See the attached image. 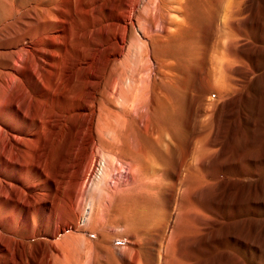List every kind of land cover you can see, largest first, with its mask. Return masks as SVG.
<instances>
[{
  "label": "bare ground",
  "instance_id": "1",
  "mask_svg": "<svg viewBox=\"0 0 264 264\" xmlns=\"http://www.w3.org/2000/svg\"><path fill=\"white\" fill-rule=\"evenodd\" d=\"M160 1L165 12L153 17L147 12L156 0H150L148 7L142 0H0V264H205L186 245L219 232L213 231V225L204 227L205 221L223 225L217 216L220 208L212 209L211 199L202 194L209 186L204 185L205 175L213 181L221 176L234 178L225 182L226 188L223 184L217 190L220 202L229 186L257 176L249 163H214L216 167L208 170L206 161L197 163L196 152V164L192 162L187 168L191 171L185 173L188 163L178 158L172 168L163 165L168 168L165 176L175 182L173 188L163 189L165 183H171L161 185L159 179L151 178L160 184L154 188L155 195L162 192V207L167 212L157 229L155 223V229L149 231L144 226L128 228L123 209L113 219L107 218L114 199L122 204L129 200L133 212L138 211L144 193L139 191L138 174L139 160L146 154L142 138L158 140L159 101L171 93L173 79L181 76L174 72L180 67L168 61V53L182 37L213 27L204 19L201 27L179 20L176 13L184 14L192 0ZM204 5V9L197 8L214 17L216 4ZM242 8L240 3L228 14L229 28L238 33L246 31L236 20ZM245 28L253 33L250 19ZM260 39L264 40V32ZM233 44L227 47L232 56L224 61L226 66L242 59L241 55L250 59L235 51ZM199 55L186 68L190 74L194 72L204 91L224 93L229 86L213 84L214 69L208 72L207 62ZM130 130L135 148L129 154ZM189 137L193 143V134ZM144 163L150 167L151 163ZM90 182L92 188L88 189ZM157 201L163 202L161 198ZM197 221L202 226L199 232H195ZM63 235L65 242L52 243ZM125 239L129 246L115 245Z\"/></svg>",
  "mask_w": 264,
  "mask_h": 264
},
{
  "label": "rangeland",
  "instance_id": "2",
  "mask_svg": "<svg viewBox=\"0 0 264 264\" xmlns=\"http://www.w3.org/2000/svg\"><path fill=\"white\" fill-rule=\"evenodd\" d=\"M149 1L150 0H142V5L144 7H148ZM160 2V0H156V2H154L155 4L149 7V11L147 10V14L150 13V15H152L153 17L156 14H159L161 10L164 9V6H162L163 4ZM206 2H209L212 5L216 4V13L214 17L210 15L209 12L205 14L201 13V11L197 8V6L199 5L204 9V4ZM192 3V7L188 8L184 14L176 13L177 15L179 14V20L186 19L188 22H191L194 25L200 24L201 27V20L204 19V23H206L207 25L210 24L211 26L213 24V27L207 29L206 32H203V28H200V32L197 31L195 35L193 34L191 37L189 35L182 37L181 39L183 41L177 40L178 43L176 42L171 51L168 53V57L170 58L169 59L167 57L169 59L168 61L173 62L174 64H176V66L179 65L180 69L176 67L174 72L177 73L178 76H180L181 74L180 77L182 79L180 77L178 78L179 80L174 78V88L171 89V93L166 97V99L164 98L165 100H167V102L163 98H161L159 101L161 105L159 114L161 115L158 116V132L156 134L158 140L154 141L148 136L143 135L142 144L144 146L146 154H143L145 158L142 156L141 160H139L140 171L138 174L139 177L140 175L142 177H140L139 181V191H142V193H144L142 199L140 200V203L138 204V211L136 213L133 212V205H131L129 200L126 203L122 204L120 200L114 199L111 206H109L108 213L110 216H108L107 218L113 219L114 215L123 209L127 212L128 215L125 223L127 227L129 226L128 228L131 229L134 227H139L141 229L145 228L144 230L147 231L148 228L149 230L153 229V224L155 223L154 226H156L157 229V226L164 221L163 218L165 219L167 212L162 207V205H164V197L161 196L162 192L158 194L160 196L158 199V195H155V193H157V190L154 188L157 185H163V182L171 183L170 186H167L165 183L162 187L163 189L168 187L173 188L175 186L174 180L165 176L164 171L168 169L167 166L169 168H172L174 167L175 163L180 160V162H183L185 165L188 163L186 167H184L186 171L191 168H189V166H193L194 164H196L197 159V163L206 161L205 163L206 166H208L207 168H209L208 170H213V167H216L214 166L216 163H226V165H229L233 162H240L245 164L249 163L251 164L250 167L257 171V176H255L254 178L252 176L242 178L244 179L243 183H237V186H229L228 194L224 196V200L220 201L221 204L216 199L218 196L217 190L223 184L226 188L227 186L225 182H233L234 178L221 176L217 181H213L211 177L205 175L204 185L209 186H206V188L202 190V194L205 197L211 199V202H209V204L211 205L212 209L215 208L214 210L217 211L218 207L220 208L217 211L219 212L217 216L218 218H220V222L222 221L223 225L218 226V222L211 223V221L209 220L205 221L207 225L204 227H211L213 225V231L218 230L219 232H217V234H208L207 237H205L203 240H201L200 238H196V240L190 241L186 245H188V250L191 251V253L195 254L194 257L197 258L198 261H203L205 264H214L216 262H222L224 264H264V40L260 39L261 33L264 32V0H243V2L242 0H192ZM240 3L243 7V10L239 13V15L236 16V20L239 21L240 26L246 31H241L240 33H238L232 31L229 28L230 20L228 18V14L231 8L235 9L239 7ZM245 3L246 5H244ZM210 19L212 20V22ZM224 19H227L226 21H224L226 24L223 22ZM248 19H250V24L254 28L253 33L249 32L252 30L247 29L248 27L245 28V23ZM209 21L211 23H209ZM196 34L198 36H196ZM184 40L187 41V43H185ZM231 43H234L233 47L235 48V51L241 54H248L250 56V59H246L245 57H243V55H241L240 57L242 59H237V61H234L233 64H229L228 66H226L224 61L226 62L227 58L232 56L227 52V47ZM200 46L202 47V49H200ZM199 51L203 54L200 53L199 55ZM196 53H198L199 57L203 56V58L207 62L208 72H211L212 69H214L212 73L218 74L217 76L211 73L213 84H216L219 87L221 86L220 88L229 86L228 89H230V91L225 92L228 89H224V93L220 94L217 91L215 92V90H210L209 88L206 91L201 89L199 83L200 80L198 81L196 79V75L194 74V72H191V74L194 75V77H192L193 75L190 74V69H187L191 65V63H195V59L198 56L196 55ZM251 54H253L252 57ZM186 57L189 58L187 59ZM220 58H222V60ZM257 58L259 59V61ZM218 59H220L221 62H218ZM220 63L223 64L220 65ZM252 63H254V65ZM209 64L212 65L209 67ZM183 65L185 66L183 67ZM186 74L188 75V80L191 79L190 82H188V80L186 82ZM221 75L224 76L222 77ZM216 79L220 81L218 82L216 81ZM185 82L187 85H185ZM224 82H226V84ZM180 85L182 86L179 87ZM168 99L169 101L171 100L169 102L170 104L168 103ZM179 120L181 121V123ZM170 123H174V125L172 126ZM131 131L132 130H130L129 136L127 137V152L129 154L135 148V141L132 138L133 135ZM173 131H175L176 134ZM191 133L193 134V143H191L189 137ZM164 134L166 135V137ZM176 136L177 138L175 141L174 138ZM195 136L197 139L196 141ZM197 137L200 138V141ZM197 141L199 142V145ZM129 147L131 148V150L129 149ZM198 147H200L201 149H199ZM180 150H182L183 156L182 154L181 156L179 155V153H181ZM157 152H160L159 155H157ZM196 152L199 153L197 159H195L197 156ZM191 154H193V156ZM164 155L166 157L168 155V157L165 158ZM146 159H148V161H146ZM150 159L152 160V162ZM160 159L162 161L164 160L163 163L165 164L161 163ZM189 159L191 160L189 161ZM143 160L147 164L151 163L149 164L151 168L148 167L147 164V166H144L145 163ZM166 160H168V162ZM188 161L191 163H189ZM192 162L193 165H191ZM163 165L167 166L163 168ZM209 165H212V168H210ZM145 167H148L147 169L149 170L145 169ZM158 168H160L161 170H159ZM153 172L155 174H153ZM157 172H159V176H157L158 174L156 175ZM185 173H187V171ZM124 175H127V173ZM149 175L152 176L149 177ZM161 175L163 176L164 180L162 179ZM155 177L159 179L158 181H160V184L156 183L158 182L157 180L151 179ZM168 179L169 181H166ZM149 180H152L151 182H153L154 180L155 181L151 183ZM249 182L252 183V186L247 188V186H249ZM145 183L146 186L144 185ZM113 184L114 181H112V185ZM91 186L92 183L90 182L88 189H91ZM142 187L144 188L142 189ZM144 189L146 190L143 191ZM242 189L243 192H241ZM153 191L154 193H152ZM160 198L163 202L157 201L160 200ZM231 201H233V204ZM158 202H160L159 204L161 205H159ZM154 205H156L157 207H155ZM158 205L160 207H158ZM146 206H148L149 208H147ZM147 210H149V212H147ZM175 212L178 213L177 210H175ZM146 218L148 220H146ZM41 219H43V216H41ZM159 220L161 222H159ZM197 223H194L196 226H198V230H196L195 232H199V229L202 228V226ZM142 226H144V228ZM59 239L60 240H53L52 243L57 244L60 241L59 243L62 244L63 242H65V235H63L62 238ZM117 242L115 243V245H120L122 247L129 246V242L126 241V239L123 242ZM60 254L62 253L60 252ZM217 257L219 258L217 259ZM30 258L32 257H28V259ZM195 262H193V264Z\"/></svg>",
  "mask_w": 264,
  "mask_h": 264
}]
</instances>
